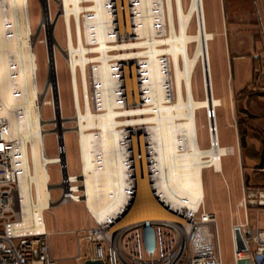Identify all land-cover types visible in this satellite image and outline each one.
<instances>
[{
    "label": "bare ground",
    "instance_id": "obj_1",
    "mask_svg": "<svg viewBox=\"0 0 264 264\" xmlns=\"http://www.w3.org/2000/svg\"><path fill=\"white\" fill-rule=\"evenodd\" d=\"M51 1L46 0V16L38 22L53 30V16L47 13ZM57 1V16L63 18L66 33L64 52L81 162L80 180L68 172L65 182L57 183L59 189L68 186V193H60L58 199L83 200L91 216L100 221L119 214L113 228L177 221L164 205L195 211L203 202L202 169L213 166L221 171L222 156L231 153L219 145L216 107L220 100L212 93L203 0ZM194 19L196 28L190 32ZM124 35L127 41H122ZM140 38L144 40L135 41ZM33 39L29 0H0V105L9 119L6 137L14 144L22 217L40 229L43 209L53 207L49 166L56 164L60 171V163H66L68 171V157L66 151L59 155L58 147L54 156L46 154L44 136L49 130L44 126L57 124L59 129L65 118L59 109L57 78L54 83L46 79L42 88L38 84ZM46 46L56 70L59 44L51 38ZM139 46L145 49L130 51ZM199 64L205 96L197 100L192 78ZM47 89L56 90V101L52 96L48 103L53 111L58 107L59 115L46 120L41 104ZM200 109L207 113L211 144L207 149L198 143L196 111ZM55 138L65 146L62 130L55 131ZM137 142L141 148L147 145L151 170L143 164L140 171L135 160L132 181L127 146L131 143L135 151Z\"/></svg>",
    "mask_w": 264,
    "mask_h": 264
},
{
    "label": "rangeland",
    "instance_id": "obj_2",
    "mask_svg": "<svg viewBox=\"0 0 264 264\" xmlns=\"http://www.w3.org/2000/svg\"><path fill=\"white\" fill-rule=\"evenodd\" d=\"M183 1L184 3L187 2V0ZM203 3L206 30L210 33L208 44L212 39V32L218 35L215 41L211 42L209 46L213 75L216 78V76L218 77V75H221L220 73L222 71L220 69V60L217 58L219 52L217 47L218 39L227 38V40H229V38H232V45H234V48H232L233 51L229 48L230 57H235L234 60L237 62V68L242 69V79L247 82V86H245L243 90L235 91L232 94L230 103H223V105L218 108V120L221 133L227 134L229 132L222 126L223 120L225 119V117L223 119V115L225 111H227L229 117L226 122L227 126L230 125L232 128L235 127L239 133L247 135L244 145L242 147L239 145L234 146L233 155L227 156L231 158V160L227 157H222L221 162L227 182L224 180L223 172L215 171L213 166L205 167L201 172L203 189L202 204L205 203L206 208L208 205L213 206L217 217L219 244L223 263L232 264L233 240L230 226L231 222L235 223L236 221H240L241 218L243 220L244 214L241 211L240 216L234 215L230 217L229 202H234L240 209H244L243 206L245 203L251 220L256 219L258 214V218L261 217L260 225H264V204H258L259 193L264 195V96L258 95V93L264 92V72L261 70V65L264 64V46L259 28L257 25L254 26L256 21L252 18V0H203ZM85 4L89 5V2ZM258 10L264 22V9L259 4ZM47 11L49 16H53L55 22V27L53 29L54 38L59 44V47L63 49V51H61L57 46L55 49V71L57 81H59V88L57 87V90H59L58 96L60 95L62 102V108L59 107V109L60 113H63L65 118L63 122H60L59 129H61L65 135L64 144L68 157V172L69 174L78 176L81 174L80 152L78 147V135L74 129L75 121L73 117L75 114L70 87L71 81L64 52L66 47L65 27L63 18L56 15V12L60 11V4L58 1L52 0L50 9ZM29 13L30 22L33 27L34 50L37 56V80L40 88H42L46 83L48 56L45 27H40V23L38 22L40 16H45L42 15L43 9L39 0H29ZM195 28L196 19L192 20L189 31L194 32ZM141 39L144 40L140 38L135 41H142ZM124 40L127 41L126 35H124L122 41ZM91 47L93 46L91 45ZM144 49L145 47L139 46L135 50L130 51ZM126 51H129V49L123 52ZM96 55L98 54H89V56ZM95 64L99 63L96 62ZM95 64L91 63V66ZM234 70L231 62L230 75L224 77L225 82L227 81L226 90H229V92H232L233 84L236 81ZM56 84L58 86V83ZM192 86L195 99L200 100L204 98L205 92L203 89L202 68L200 64L197 65L193 74ZM43 93L41 104L42 118L46 120L52 119L55 117V112L53 111L52 105L48 103V100L53 99L52 90L47 89ZM196 125L200 142L204 141V139L206 140V134L208 137L209 130L207 113L205 110L200 109L196 111ZM44 127L49 130L44 136L46 154L48 156H54L56 154L57 143L53 129H56L57 124L50 123ZM89 131L96 132L97 130L91 129ZM209 147V142L207 141L206 145L201 148ZM48 172L50 175V183H53L51 185V193L54 202L61 193L57 185H54L60 181L61 174L56 164L50 165ZM77 184H80V181H78ZM228 188H230V192ZM250 191H257V193H254V196ZM79 202L80 203L76 204L75 207L80 211H88L86 212L87 224L76 231L78 235L75 232V234L79 236L77 239H80L79 246L83 253L89 251L90 244L84 237V233H82V229L89 228V210L83 200ZM71 203L74 204L75 202ZM154 203L156 204V201H154ZM51 208L46 210L44 214L45 222L50 226H54L55 224L60 225L61 217L66 210L65 206L59 205L54 209ZM249 209H253V211H249ZM155 229L159 245L162 239H164L166 246H169V243H171L170 237L165 235L164 231L162 234V228L156 227ZM163 235L164 237H162ZM69 238H72L73 241L71 242ZM74 238L73 234L70 235L67 233H53L50 236L51 250L58 256V264H81V261H75L72 258V255L78 252V244ZM167 241L170 242L167 244ZM123 244L125 250L130 254L136 255L142 259L148 258L142 245L141 230L139 228L126 233ZM166 249L165 247L164 249L162 248V250L158 249L154 258L161 256Z\"/></svg>",
    "mask_w": 264,
    "mask_h": 264
},
{
    "label": "built area",
    "instance_id": "obj_3",
    "mask_svg": "<svg viewBox=\"0 0 264 264\" xmlns=\"http://www.w3.org/2000/svg\"><path fill=\"white\" fill-rule=\"evenodd\" d=\"M48 3L49 0H47ZM261 70L264 72V64L261 65ZM3 111L4 108L0 105V264H58L51 251L50 234L45 229L43 217L40 229L34 228L22 217L18 172L14 167L12 154L14 144L6 137L9 119ZM57 147L59 155L65 153V146L58 141ZM126 157L130 169L129 177L132 181H135L136 178L135 160L140 171L143 164L151 170V153L147 145L141 148L137 142L136 149L133 151L131 143L128 144ZM59 167L62 184L66 180L62 176L63 171H66L68 175L67 165L61 162ZM148 177L150 185L153 186L151 172ZM60 191L63 195L68 193V191L63 192L62 188ZM250 192L252 195L257 193V191ZM259 194L258 204L263 205L264 195ZM162 204L163 202H161ZM243 207L244 219L235 223L231 222L230 227L232 240L234 229L240 230L246 249L237 252L233 242L232 264H238L240 259H247L248 264H264V227L251 224L247 217L245 203ZM164 208L173 213L178 220L150 221L155 231V247L149 251L145 249L142 241L145 254L148 256L147 259L130 254L125 250L123 244L126 233L133 229L141 230L142 223L135 222L113 228L119 214L111 215L102 221L93 218L94 225L82 229L84 237L91 246L90 258L99 259L103 264H224L215 213L205 210L202 205L193 212L171 210L166 205ZM44 211L45 209H43V213ZM156 227L162 228V234L164 231L165 235L170 237L169 246H166L164 239L159 245ZM76 233L78 235V232ZM170 241H167V244ZM164 247L167 248L165 252L154 258L158 249L162 250Z\"/></svg>",
    "mask_w": 264,
    "mask_h": 264
},
{
    "label": "crops",
    "instance_id": "obj_4",
    "mask_svg": "<svg viewBox=\"0 0 264 264\" xmlns=\"http://www.w3.org/2000/svg\"><path fill=\"white\" fill-rule=\"evenodd\" d=\"M258 4L261 5L264 9V0H252V14H253L252 18L254 21H256L254 26L257 25V27L259 28V32H260V35L262 38V43L264 46V22L262 21L260 11L258 10ZM217 28H218V26H217ZM212 35H213L212 39L209 41V44H208L211 82H212V93H213V97L220 100V105L218 107H216V119H217V126H218L217 131H218V137H219V145L221 147H224L226 149L231 150V153L222 156V157H227V156L233 155L234 146L239 145L240 147H242L244 145V142L246 141L247 135L243 134V133H239V131L235 127L232 128V126H230V125L227 126L226 122L229 119L227 111H225V114L223 115V119L225 117V119H224L225 121L223 120L222 126L224 127L225 130H227L229 132L227 134H225L223 132L221 133L220 132V124H219V120H218V117H219L218 108L221 107L223 105V103H230L231 98H232V94L235 91L243 90V88L245 86H247V82L242 79V72H241L242 69L237 68L238 67L237 62L234 60L235 57H233V56L230 57L229 48H231L232 51H233L232 48H234V45H232V43H233L232 38H229V40H227V38L222 39V38L218 37L219 39L217 41V47H218L219 52L217 54V58L220 60V69L222 71L220 73L221 75H218V77L216 76V78H215V76L212 73V59L210 56V47L209 46H210L211 42L215 41V39L218 35H215L213 32H212ZM231 62H232L233 67L235 69L234 75H235L236 81L233 84L232 92H229V90L228 91L226 90L227 89L226 88V84H227L226 82L227 81L225 82L224 77L226 75H230ZM258 95L264 96V92L258 93ZM241 137H242V139H241ZM207 141L209 142V146H210L211 144H210V140H209V134H208V137L206 134V140L204 139V141H201V142L199 140V135H198V143H199L200 148L204 147L206 145ZM202 149H207V148H202ZM227 158H229V157H227ZM229 160H231V158H229ZM221 161H222V158H221ZM221 171L223 172L222 162H221ZM223 175H224V172H223ZM223 177H224L225 182H227L225 175ZM54 185H57V183H55ZM228 189L230 192V188H228ZM59 196H60V194L57 196V198L55 200H57L59 198ZM71 202H73V201L61 202L59 204V205L65 206V208H66V210L64 211V215L61 217L60 225L55 224L54 226H50L47 222H45V220H44V225H45L47 232H49L50 236L53 233H67L70 235L73 234L75 237L74 239L76 240V242L78 244V252L76 254H73L72 258L75 261H81V264H84V261L86 259L90 258L91 246L89 244V251L82 253L80 250V246H79L80 239H77V238H79V236H77L75 234V232L87 224V217H86L87 213L86 212H88V211H84V210L80 211L75 207L76 204H79L80 202H75L74 204H72ZM232 203L229 202V204H228L229 211H230V217L234 216V215L240 216L241 211L244 214V209H240L234 202H232ZM59 205H57V206H59ZM57 206H53L51 209H54ZM202 206L205 210L215 213L213 206L208 205V207L206 208L205 203H203ZM246 211H247L248 220L250 221L251 224H257L259 226L264 227V225H260V222H261L260 218L261 217L258 218V214H257V218L254 220L252 219L253 220L252 221L251 218L249 217L248 210H246ZM249 211H253V209H249ZM45 212L46 211H44L43 216H44ZM90 213L91 212L89 211V227L91 225H93V219H92ZM243 219H244V215H243ZM231 220H233V219H231ZM240 220H242V218ZM69 239L71 242L73 241L72 238H69ZM52 254L57 259V263H58V256H56L54 254V252Z\"/></svg>",
    "mask_w": 264,
    "mask_h": 264
},
{
    "label": "water",
    "instance_id": "obj_5",
    "mask_svg": "<svg viewBox=\"0 0 264 264\" xmlns=\"http://www.w3.org/2000/svg\"><path fill=\"white\" fill-rule=\"evenodd\" d=\"M41 3V7L43 9V15L46 16V9H45V3L46 0H39ZM59 11L56 12V15H58ZM56 18V17H55ZM41 27V25H39ZM45 39L48 43V45L50 44L51 38H54V34H53V30L51 27H45ZM58 44V43H57ZM50 48V47H49ZM48 73H47V82L51 81L52 83H54V80L56 78V74H55V68H54V60L52 58V52H49L48 50ZM53 98L57 99V93L56 90L53 89ZM207 98H209L211 100V92L209 90V96L207 95ZM59 115V110L58 107H55V117H57ZM60 133L61 130L60 129H54V132ZM61 144V143H60ZM67 175L66 171H63L62 176L65 178ZM79 180L81 179V176L78 175ZM63 192L68 190V186L63 185L62 187ZM61 203V201L59 199H57L56 201L52 202L51 205L52 206H57ZM141 231H142V241H143V245L145 247V249L152 251L155 247V231L153 228V225L151 224L150 221H144L142 223L141 226ZM233 242H234V246H235V250L237 252H242L245 251L246 247L244 245L240 230L238 228L234 229L233 231ZM84 264H103V262L99 259H93V258H88L84 261ZM238 264H248V260L247 259H240L238 261Z\"/></svg>",
    "mask_w": 264,
    "mask_h": 264
},
{
    "label": "trees",
    "instance_id": "obj_6",
    "mask_svg": "<svg viewBox=\"0 0 264 264\" xmlns=\"http://www.w3.org/2000/svg\"><path fill=\"white\" fill-rule=\"evenodd\" d=\"M241 139H242V137H241Z\"/></svg>",
    "mask_w": 264,
    "mask_h": 264
}]
</instances>
